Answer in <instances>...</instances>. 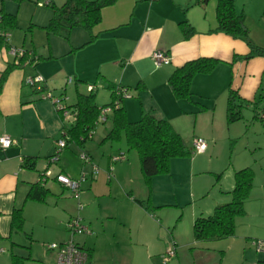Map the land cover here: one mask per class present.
<instances>
[{
    "label": "crops",
    "instance_id": "crops-1",
    "mask_svg": "<svg viewBox=\"0 0 264 264\" xmlns=\"http://www.w3.org/2000/svg\"><path fill=\"white\" fill-rule=\"evenodd\" d=\"M216 1L194 5V0H118L102 10V19L92 31V40L85 30L73 28L68 32L70 41L60 47L56 42L45 44L43 54L38 53L39 60L9 72L0 95V138L7 136L13 141L9 148L0 149V264H11L13 255L27 258L24 264H57L55 253L48 250L47 245L70 240L87 252L85 264H217V259L210 255L216 249L224 253L219 258L221 264L227 261L229 254L226 253L237 251L245 264H264V257L258 259L252 255L253 241L264 240V159L251 156L232 164L211 191L210 182L199 190L191 181V207L167 211L164 208L177 207L178 203L176 200L159 202L154 190L165 183L176 185L171 163L169 173L163 175L167 177L154 176L147 186L140 172L138 155L133 156L126 145L123 149L121 145L101 143L111 126L98 138L97 145H93L92 134L81 147L67 141L66 147L59 150L56 143L64 137V128L71 127L72 123L65 125L62 114L54 109L52 102L25 84L27 77L41 75L45 80L44 90L64 99L67 97L68 101L71 96L74 98L66 107L75 104L77 93L83 94L80 88L85 86L86 89L87 85L95 86L96 104L98 90H106L108 102L97 106L107 105L111 101L107 86L120 85L131 94V98L121 103L128 122L135 123L142 115L150 114L168 121L178 133L182 117L200 113L198 108L192 107L193 103L201 105L219 121L221 115L226 116L229 88L236 90L244 101L254 102L260 98V102L264 98L261 94L264 58L232 63L234 56H245L249 49L240 40L214 32ZM233 1L236 12L242 11L244 15L251 41L264 48V0ZM184 21L194 30L188 39L184 38L180 27ZM2 31L0 27V33ZM14 43L11 37L10 43L4 45L0 38V76L13 64L8 47ZM23 45L24 38L20 47L32 51L33 55L36 53ZM156 51L164 52L170 63L156 68L152 60ZM199 58H213L220 63L210 74L193 78L190 101L176 99L168 86V78L176 68ZM68 79L74 85L72 91L67 90ZM260 116H264V112ZM110 117L111 113L108 121ZM191 146L192 142L188 147L191 149ZM80 151L87 152L100 170L96 178L81 183L80 203L84 206L81 212H77L78 202L71 193L53 178L42 186L48 191L44 203L26 200L45 169L52 176L61 174L78 180L84 169ZM56 152L58 159L50 163ZM119 154L124 155V160L111 163V157ZM28 158L34 159L33 169L24 166ZM187 163L193 171L195 160ZM246 167L253 170L254 180L244 203V216L235 220L234 236L209 243L194 242L192 227L196 218L207 217L216 206L230 202L234 173ZM195 199H201L198 205L193 204ZM138 201H148L150 210H144ZM17 209H22L24 225L22 231L14 232L11 217ZM76 215L81 217L91 235L71 237L65 224ZM171 248L175 251L174 257L163 263L162 257ZM189 249L191 263L184 259ZM211 260L214 263H210Z\"/></svg>",
    "mask_w": 264,
    "mask_h": 264
},
{
    "label": "trees",
    "instance_id": "trees-1",
    "mask_svg": "<svg viewBox=\"0 0 264 264\" xmlns=\"http://www.w3.org/2000/svg\"><path fill=\"white\" fill-rule=\"evenodd\" d=\"M117 1L66 0L61 7L57 8L55 11L56 16L49 21L44 29L54 34L64 31L68 35L71 29L81 28L89 33L90 40H92L94 38L92 31L101 22L102 10L114 5ZM208 1L194 0L193 4H206ZM2 3L3 0H0V27L3 30L0 33V38L5 34V28L16 25L15 16L5 14L1 8ZM51 4L50 2L47 6H51ZM215 17L217 27L214 32L224 34L234 40H240L249 49V53L245 56H234L232 63L248 61L256 57L264 58V48L257 47L251 41L249 31L244 23V15L236 12L233 0H217ZM180 27L185 39L194 34L193 28L186 21L180 23ZM23 61V59H20L18 64L7 66L1 74L0 95L9 72L14 68L20 67ZM219 63L220 61L217 59L199 58L176 68L168 78V86L174 97L178 100H191L193 78L198 75L210 74ZM107 89L110 91L111 101L102 107L97 106L94 91L87 94L77 93L76 102L73 106L66 107L64 105L65 110L71 113L73 119L71 127L64 128V137L62 138H67L65 139L66 141L81 147L84 142L91 139L96 127L100 125L97 123L101 110L110 107L112 109L110 117L111 128L101 143H118L123 140L128 150L136 151L140 160V172L147 186L150 185V181L154 176L169 173L172 159L183 158L192 154L191 149L186 145L182 136L174 130L168 121L158 120L150 114H144L137 122H128L126 113L121 107L124 99L120 93L123 91L130 92L129 89L113 84H109ZM34 90L40 94L44 90V83L40 88ZM259 99L254 102L244 101L236 90L229 88L226 99V122L231 124L240 120V110L245 107H252L255 112L254 118L259 120L264 126V116H260L261 113L258 112L257 102ZM32 160L34 159H26L24 166L28 169H33ZM253 180L254 172L249 167L234 173V188L230 192V202L216 206L212 214L207 217L196 218L192 227L194 242L209 243L234 236L235 220L244 216V203L249 198ZM42 186L43 184L40 182L34 185L28 192L26 200L44 203L48 191L44 190ZM137 203L144 210H150L148 201H138ZM23 225L22 209L14 210L11 217V230L14 232L22 231ZM26 259L13 255L11 264H24Z\"/></svg>",
    "mask_w": 264,
    "mask_h": 264
},
{
    "label": "rangeland",
    "instance_id": "rangeland-1",
    "mask_svg": "<svg viewBox=\"0 0 264 264\" xmlns=\"http://www.w3.org/2000/svg\"><path fill=\"white\" fill-rule=\"evenodd\" d=\"M49 1L52 3L51 6L43 5L45 3V0H3V3L1 4V8L3 9V12L5 14H11L12 16H15L16 25L14 27H7L4 30L9 43L11 41V37L13 43L14 40H16V44H13L16 47L9 46L8 49L10 47H13L14 49L19 50L23 53V55L21 57H18L17 59L9 54L11 55V57H13V64H18L20 59L24 60L23 64L18 67L20 69L25 66L32 65L33 62L39 60L37 57L39 56L38 53L43 54L42 48L43 46H45V44L56 42L60 47L62 43H67V41H70V38L64 31H61L59 34H54L44 29L48 25L49 21L54 16H56L55 11L57 10V8L61 7L66 0ZM241 12L242 11H240L239 13ZM255 23L258 25L257 19H255ZM23 38L25 39V45L23 46H25V48L27 49L30 48L31 50H34L36 52V55H33L32 51H28L23 47H20L23 42ZM2 42L4 45L7 44V42H5L3 38ZM34 76L41 75L35 74L27 78ZM59 78L60 76L58 77V80ZM66 86H68L67 90L69 91H72V88L74 87V85L67 84V80ZM90 86L91 85H87L86 89L84 86L80 88V91H82L84 94L88 92V87ZM60 87L61 86L57 88L60 89ZM92 87L95 86L92 85ZM261 91V94H264V90ZM49 92L50 91L48 90H42L39 96L42 98H46V95ZM51 94L54 95L55 93L52 92ZM54 97L59 98L60 96L58 94H55ZM194 98H196V100H199L200 102H204V99L202 98H198L195 96ZM66 100L67 97L60 103V106H64L67 103L73 102L74 98L71 96V100ZM108 100L109 93L104 89H99L97 104L101 105L108 102ZM257 103L258 111L261 113L262 111H264V98H262L260 102L258 100ZM200 106L201 105L193 103L192 107L198 108L200 113L198 114V116L190 114L182 117L179 121L180 124L178 125L179 127L177 130L180 131L186 145L189 146V144L194 139L201 138L204 140L207 150L205 149V151L200 154H191L187 157L176 158L175 160H173L175 162H170L171 174L173 177V181L177 182L176 185L171 184V186H168L165 183L161 184L158 190H154L155 197L157 200H159V202H175L174 200H176V202L178 203L177 207L164 208L167 209V211H172L174 209L183 211L187 210L188 207H191L192 204L189 196V186L191 181L192 183H194V188L195 186H197L199 187V190L204 185L206 186V183L210 182L208 188L211 191V189L213 190L215 186L217 187L219 180L223 176V173L225 172V170L228 171V169L231 168L232 164H237L240 160L249 159V157L251 156H260L262 159H264V126H262L259 120L254 118L255 112L252 107L242 108L240 110L241 119L228 124L226 122V116L225 118H223L221 115V118H219L218 121L216 116H213L210 112L208 113L206 110H203V108ZM62 117L63 122L68 126L71 123V117L64 114H62ZM110 126L111 121L107 120V123L100 124L96 127V132L95 134L93 133V145L99 144V142H97L98 138L102 136V133L109 130ZM121 142L113 144L114 146L121 145L123 149H126L123 140ZM83 152L87 154V152ZM130 152L135 157L138 155L134 150H131ZM126 153L128 154V152ZM192 160H195V169L193 171H190V166L187 162H190ZM179 163H181V173ZM161 176L167 177L163 175ZM200 201L201 199H195L193 204L198 205ZM50 245H47L48 250ZM190 249L187 250L186 253L188 254L184 257V259L189 261V263H191L193 260L189 255L191 254ZM223 254V251H220L219 249L211 251L210 253V255H213L215 257V260L217 259V264H221L219 258H221ZM226 255H228V257L227 261H225V264H245L241 253H239L238 251L229 252L226 253ZM252 255L258 259L260 257H264V254H258L254 249H252ZM209 262L214 263V261L212 260Z\"/></svg>",
    "mask_w": 264,
    "mask_h": 264
},
{
    "label": "built area",
    "instance_id": "built-area-1",
    "mask_svg": "<svg viewBox=\"0 0 264 264\" xmlns=\"http://www.w3.org/2000/svg\"><path fill=\"white\" fill-rule=\"evenodd\" d=\"M50 3L49 0H45V3L43 5L47 6ZM7 35L3 34L2 38L5 42H7ZM8 53L11 54L15 59L18 57H21L23 53L19 50L14 49L13 47H10L8 49ZM152 60L154 62V65L156 68H159L161 66L168 65L170 63V58L161 51H156L152 54ZM16 64V63H15ZM72 82L71 79L67 80V83L70 84ZM44 83V80L41 76H34L27 78L25 80V84L34 88L38 89L42 86ZM95 90V87H88V92H92ZM121 97L123 99H129L131 98L130 92H121ZM46 99L50 100L54 106V109L58 112H61L64 115H69L71 117V120L73 119V116L71 113L67 112L65 110V106H60V103L64 101V97L55 98L50 92L46 95ZM112 112V109L110 107L104 108L100 112V116L98 118L97 124H102L107 121L108 115ZM67 138H62L61 140L57 141L56 145L59 150H62L66 147L67 141L65 140ZM13 144V141L7 137L3 136L0 138V149L4 150L9 148ZM206 149V144L203 139L196 138L192 141L191 151L192 154H200L203 153ZM58 152L51 157L50 163H54L58 159ZM79 159L82 162L84 169L82 170L80 174V178L78 180H74L71 178H68L64 175H56L52 176L51 172L48 169H45L41 175H40V183L44 184L48 180H53L60 184L63 188L68 190L71 193V196L74 200L78 202L77 204V212H81L84 208V206L80 203V192H81V183L87 179H94L99 173V168L93 163L91 157L84 153L83 151H80L79 153ZM124 160V155L119 154L117 156H113L110 159L111 163H116ZM85 167L88 169L86 170ZM112 169H110L111 171ZM110 178V174L108 175ZM66 230L71 235V237L75 235H91V231L85 227L82 223V219L79 215H76L72 218H70L66 224ZM253 248L258 254H264V240H255L253 241ZM49 250L55 253L56 256V263L57 264H85L88 258V254L85 250L78 247L72 240H70L67 243L64 244H51L49 246ZM175 255V251L173 248L167 251L165 255L162 257L163 263L168 262L171 260Z\"/></svg>",
    "mask_w": 264,
    "mask_h": 264
},
{
    "label": "water",
    "instance_id": "water-1",
    "mask_svg": "<svg viewBox=\"0 0 264 264\" xmlns=\"http://www.w3.org/2000/svg\"><path fill=\"white\" fill-rule=\"evenodd\" d=\"M39 182H40V179H39Z\"/></svg>",
    "mask_w": 264,
    "mask_h": 264
}]
</instances>
